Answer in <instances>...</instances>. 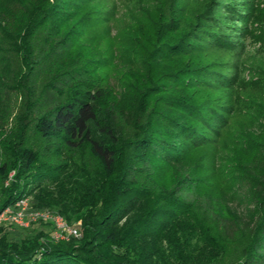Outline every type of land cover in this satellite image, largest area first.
<instances>
[{
    "label": "trees",
    "instance_id": "trees-1",
    "mask_svg": "<svg viewBox=\"0 0 264 264\" xmlns=\"http://www.w3.org/2000/svg\"><path fill=\"white\" fill-rule=\"evenodd\" d=\"M98 1L0 0V51L18 65L0 73V112L5 89L23 99L0 139V212L31 196L81 234L1 225L0 264H264V74L249 94L238 54L224 60L247 4L209 0L188 20L176 3ZM38 75L59 98L44 107Z\"/></svg>",
    "mask_w": 264,
    "mask_h": 264
},
{
    "label": "rangeland",
    "instance_id": "rangeland-1",
    "mask_svg": "<svg viewBox=\"0 0 264 264\" xmlns=\"http://www.w3.org/2000/svg\"><path fill=\"white\" fill-rule=\"evenodd\" d=\"M98 2H96L95 7L97 6ZM235 2H245L247 4L246 7L249 15H247L248 18L247 21H245L246 23H244V21L240 23L239 21H235L234 23H225L229 27H226L224 34H226L228 37H231L233 40H237V42L240 40L239 42H241L242 49L241 52L236 49L234 52L226 54L224 60H231L232 54L235 57L238 54L240 63L239 80L242 84L241 88H243L245 92L253 95L259 92V89L257 88L258 82L261 81L258 79L260 72L264 74V0H235ZM173 3L177 4L174 7L182 6V12L187 18H189L188 20H191V17L194 13L200 12L207 3L209 4V0L208 2L207 0H110L108 3L100 1L98 4V10L100 11L104 10V8L115 7L118 8L120 12H127L126 8H128L130 5H133L136 8L146 10L147 14L149 15V11L154 12L156 10L157 12V9L161 6L166 5L167 7ZM111 32L115 34V27H113ZM111 32L109 35H105V32H101L97 36L96 40H93L94 45H102L103 43L110 41V38L113 36L111 35ZM240 32H245V37L240 38ZM238 48H240V46ZM45 53L47 54L48 52L46 51ZM71 53L72 48L63 52V49L60 47V49L57 51V55L59 54V56L58 62L56 64L60 63L59 65H61L64 59L67 58L68 54ZM5 63L9 65L11 70L18 69L17 59L12 54H4L2 51H0V73L2 72ZM56 64H48L49 70L51 71ZM44 73H48V70H44L41 75ZM43 77H39L38 75L35 77V79H33L34 92L40 96L42 107L59 99L55 92L46 90L47 81ZM3 92L4 98L0 113L5 114L6 117L3 123V128L0 129L1 140L3 137H8L14 133L16 122H18L17 117L19 116L23 100L21 94L15 89L9 88L5 89ZM27 139H29L31 143H35L36 146L41 148L44 146V143L40 141V138L35 133H32L31 128L28 129ZM1 160L2 155L0 153V162ZM29 199L30 201L32 200L31 196H29ZM22 235H29V232H22Z\"/></svg>",
    "mask_w": 264,
    "mask_h": 264
},
{
    "label": "built area",
    "instance_id": "built-area-1",
    "mask_svg": "<svg viewBox=\"0 0 264 264\" xmlns=\"http://www.w3.org/2000/svg\"><path fill=\"white\" fill-rule=\"evenodd\" d=\"M12 175L13 173L9 174V180L12 178ZM7 183L5 184L7 185ZM39 222L50 223L52 225L51 238L54 241H68L71 238H80L81 236L77 226L67 225L60 216L50 211L32 209L29 197L20 198L0 212V226L11 225L20 229H28L33 224Z\"/></svg>",
    "mask_w": 264,
    "mask_h": 264
}]
</instances>
